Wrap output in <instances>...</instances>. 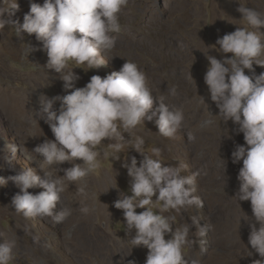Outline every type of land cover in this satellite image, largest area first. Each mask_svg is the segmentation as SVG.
Segmentation results:
<instances>
[{"label": "rangeland", "instance_id": "obj_1", "mask_svg": "<svg viewBox=\"0 0 264 264\" xmlns=\"http://www.w3.org/2000/svg\"><path fill=\"white\" fill-rule=\"evenodd\" d=\"M14 2L0 0V7L9 8ZM34 2L42 4L43 0ZM16 4L18 9L13 10L11 19L22 24L24 15L30 11V0H16ZM240 5L264 13V0H128L120 13L122 30L112 34L115 47L102 52L107 64L92 69L74 61L68 65L80 77L75 82L76 87H84L93 75L104 78L119 71L127 60L133 61L145 73L153 95L165 96L169 106L182 109V128L174 138L158 133L155 123L158 114L152 121L145 120L132 129L131 137L128 133L124 136L126 139L143 137L145 153L152 155V148L161 149L162 162L183 166V175L200 171L195 194L203 200L204 207L171 212L176 216L173 230L191 223L192 216L201 219V226H212L204 237L207 241L205 252H201L198 242L185 249L186 255L198 258L200 264H253L254 260L261 259L248 242V221L253 219L250 201L237 202L234 197L239 187L237 176L242 161L233 163L231 154L236 145L245 144L243 133L236 131L238 125L231 120L224 122L217 115L219 109L211 101L204 81L209 66L207 55L220 60L232 55L220 52L216 44L218 38L238 27L258 31L241 19L242 14L237 11ZM258 34L264 39V28ZM23 36V40L18 39L12 26L0 29V177L4 178L21 169L35 167L34 161L42 157L30 151L53 136L44 120L37 118V124L32 117L39 110V97L66 94L59 74L44 67L45 52L37 50L28 59L23 58L26 43L41 48L34 34L24 33ZM253 67L256 74L264 72V67ZM245 73L250 75L247 69ZM173 87L176 88L175 96L168 91ZM54 108H59V102ZM155 108L154 104L149 114ZM208 119L213 123L205 125ZM188 132L194 134V140L188 139ZM109 143L113 142L105 139L97 147L99 167L83 182L70 184V189L62 194L54 213L69 207L72 214L61 223L51 217L25 218L16 213L11 202L19 189L12 182L0 186V232L17 241L12 264H128L129 261L145 264L148 249L144 246L132 248L129 240L135 235V229H127L123 210L114 207L120 192L130 191L131 178L122 164L130 163L135 156L139 166L143 157L126 144L119 153L120 159L114 160ZM12 145L19 149L14 156L10 150ZM105 152L109 153L107 157ZM28 156L32 159H27ZM71 166L64 162L57 167ZM63 174V171L58 172V175ZM81 184L85 186L83 194L77 192ZM43 190L36 187L28 191L36 194ZM81 204L94 211L84 215L79 210ZM143 210L136 209L137 213ZM195 230L191 228L189 238L198 241ZM170 238L171 233L165 236V239Z\"/></svg>", "mask_w": 264, "mask_h": 264}, {"label": "clouds", "instance_id": "obj_2", "mask_svg": "<svg viewBox=\"0 0 264 264\" xmlns=\"http://www.w3.org/2000/svg\"><path fill=\"white\" fill-rule=\"evenodd\" d=\"M127 4L128 0H43L42 4L30 0V11L24 15L22 24L11 19L13 10L18 9L16 0L9 8L0 7V29L12 26L21 40L24 33L34 34L41 48L26 43L23 58L28 59L37 50L45 52L47 62L44 67L59 74L66 93L51 98L44 94L39 97V110L32 117L37 124L38 119H42L49 125L54 140L45 139L30 151L42 157L34 161L35 167L21 169L7 178L0 177V186L12 182L19 189L11 202L16 213L25 218L51 217L61 223L72 214V209L62 207L59 213H54V209L70 184L83 182L99 167L97 147L102 141L113 142L108 147L114 160L120 159L119 153L126 144L130 145L129 148L143 159L139 166L135 156L131 157L130 163L122 164L131 178L130 191L127 194L120 192L114 207L123 210L127 229H135V235L129 240L132 248L144 246L148 249L145 264H200L198 258L188 257L185 249L198 242L201 252H205L207 241L204 237L212 226H201V219L192 216L191 223L173 230L176 216L171 214L188 207H204L203 200L195 194L200 171L183 175V166L162 162L161 149L154 147L152 155L145 153L143 137L126 139L124 136L128 133L131 137L132 129L145 120L152 121L158 114L155 121L158 133L174 138L182 128V109L169 106L165 96L153 95L145 73L133 61L127 60L119 71L104 78L93 75L84 87H76L75 82L80 77L74 73V68H68L70 61L86 64L88 69L107 64L102 52L115 47L112 34L122 30L120 13ZM237 11L252 28L258 31L264 28V13L243 5ZM258 31L238 27L218 38L216 44L220 52L232 55L223 60L207 55L209 66L204 81L211 101L219 109L217 115L224 122L231 120L238 125L236 131L243 133L245 144L236 145L231 154L233 163L242 161L237 176L239 187L234 197L237 202L250 201L253 219L248 221V242L261 257L253 264H264V72L256 74L253 67H264V59H261L264 39ZM246 69L250 75L245 73ZM168 91L170 95H176L175 87ZM57 102L58 109L54 108ZM154 104L155 111L149 114ZM212 123L210 119L204 121L205 125ZM187 136L189 140L195 139L192 132ZM10 150L14 156L19 149L12 145ZM108 155V152L104 153L105 157ZM26 158L32 159L31 156ZM7 159L11 163V158ZM77 160L82 163H76ZM64 162L72 166L57 167ZM59 171L64 174L58 175ZM36 187L44 190L36 194L28 191ZM77 192L83 194L85 186L81 184ZM137 208L144 210L137 213ZM79 210L84 215L94 211L86 204H81ZM193 227L198 241L189 238ZM169 233L171 238L165 239ZM16 247L15 239L0 232V264H12ZM128 264H135V261Z\"/></svg>", "mask_w": 264, "mask_h": 264}, {"label": "bare ground", "instance_id": "obj_3", "mask_svg": "<svg viewBox=\"0 0 264 264\" xmlns=\"http://www.w3.org/2000/svg\"><path fill=\"white\" fill-rule=\"evenodd\" d=\"M28 109H29V108H27L26 110H28ZM49 134H50V135H53V133H52L51 131L49 132ZM53 136H54V135H53ZM53 136H51L50 139L54 140ZM68 189H70V187H69Z\"/></svg>", "mask_w": 264, "mask_h": 264}]
</instances>
